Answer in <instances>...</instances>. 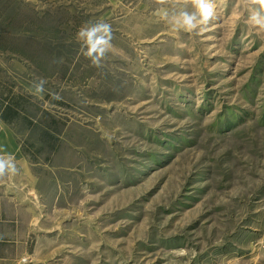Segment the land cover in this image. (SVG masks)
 I'll use <instances>...</instances> for the list:
<instances>
[{
    "label": "rangeland",
    "instance_id": "1",
    "mask_svg": "<svg viewBox=\"0 0 264 264\" xmlns=\"http://www.w3.org/2000/svg\"><path fill=\"white\" fill-rule=\"evenodd\" d=\"M216 4L193 35L156 0H0V264H264V33Z\"/></svg>",
    "mask_w": 264,
    "mask_h": 264
},
{
    "label": "clouds",
    "instance_id": "2",
    "mask_svg": "<svg viewBox=\"0 0 264 264\" xmlns=\"http://www.w3.org/2000/svg\"><path fill=\"white\" fill-rule=\"evenodd\" d=\"M156 3L161 6L157 14L176 32L202 34L217 18L216 0H156ZM246 7L249 12L246 23L258 33H264V0H247ZM76 36L81 53L94 67L102 68L113 47L112 25L105 21L88 22L79 28ZM44 84V80L33 83L36 94L44 93ZM52 98L60 99L58 94H52ZM19 171L14 155L0 148V178L15 176Z\"/></svg>",
    "mask_w": 264,
    "mask_h": 264
},
{
    "label": "trees",
    "instance_id": "3",
    "mask_svg": "<svg viewBox=\"0 0 264 264\" xmlns=\"http://www.w3.org/2000/svg\"><path fill=\"white\" fill-rule=\"evenodd\" d=\"M15 106L11 104H6L2 108H0V119L9 124L15 118Z\"/></svg>",
    "mask_w": 264,
    "mask_h": 264
},
{
    "label": "crops",
    "instance_id": "4",
    "mask_svg": "<svg viewBox=\"0 0 264 264\" xmlns=\"http://www.w3.org/2000/svg\"><path fill=\"white\" fill-rule=\"evenodd\" d=\"M8 142V150L10 151V153L11 154H13L14 155V157H15V152L17 151H15V148H16V145H15V142H13V138H6L5 136L4 137H2V136H0V144L2 143V142Z\"/></svg>",
    "mask_w": 264,
    "mask_h": 264
}]
</instances>
